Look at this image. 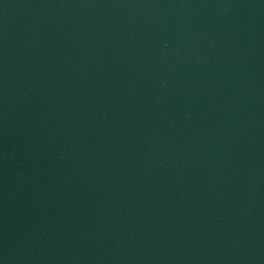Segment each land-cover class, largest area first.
Listing matches in <instances>:
<instances>
[{"label": "water", "instance_id": "1", "mask_svg": "<svg viewBox=\"0 0 264 264\" xmlns=\"http://www.w3.org/2000/svg\"><path fill=\"white\" fill-rule=\"evenodd\" d=\"M0 264H264V0H0Z\"/></svg>", "mask_w": 264, "mask_h": 264}]
</instances>
